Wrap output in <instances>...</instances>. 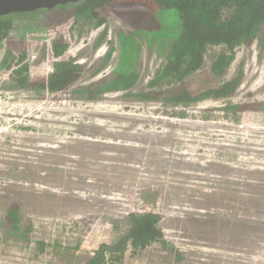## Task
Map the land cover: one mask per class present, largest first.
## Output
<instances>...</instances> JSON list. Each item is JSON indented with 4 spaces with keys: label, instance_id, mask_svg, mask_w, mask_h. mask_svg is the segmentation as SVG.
Returning <instances> with one entry per match:
<instances>
[{
    "label": "rangeland",
    "instance_id": "obj_1",
    "mask_svg": "<svg viewBox=\"0 0 264 264\" xmlns=\"http://www.w3.org/2000/svg\"><path fill=\"white\" fill-rule=\"evenodd\" d=\"M125 28L113 17L77 40L71 24L50 23L14 44L16 58L0 72V258L86 264L101 244L129 232L130 215L152 213L161 218L168 246L129 241L116 264H178L176 253L184 264H264V51L256 42L235 50L225 79L242 68L244 80L233 96L188 107L122 92L89 102L11 88L18 69L24 79L46 80L76 58L98 64ZM57 31L65 33L66 47L51 56L47 47ZM225 51L207 52L206 75ZM117 53L96 79L114 69ZM162 63L143 49L137 89H150ZM227 105L237 112L224 111ZM14 204L24 214L28 242L7 236L1 224Z\"/></svg>",
    "mask_w": 264,
    "mask_h": 264
},
{
    "label": "trees",
    "instance_id": "obj_2",
    "mask_svg": "<svg viewBox=\"0 0 264 264\" xmlns=\"http://www.w3.org/2000/svg\"><path fill=\"white\" fill-rule=\"evenodd\" d=\"M113 17H118L126 28L118 30V46L111 47L100 59L101 62L88 67L76 58L62 69L52 70L46 80L24 79V72L18 69L15 73L19 81H12L11 88H39L50 95L68 93L73 99L89 102L99 101L110 93L122 92L125 97L136 101L160 100L172 107H188L210 99H228L241 87L244 69L239 68L231 78L225 79L237 48L249 47L256 42L260 51H264V0L81 1L52 10L11 13L0 17V55L3 51L0 72L7 70L15 60L14 44L23 43L20 40L25 39L29 32L45 30L50 23L54 27L71 24L69 34L74 38L76 33L79 40L105 27ZM106 36L105 29L93 48L97 49ZM65 44V33L57 31L50 39L48 52L57 56L66 47ZM216 47L226 51L215 57L206 75L203 70L206 54ZM144 48L149 56L156 53V57L163 61L155 79L147 85V89L152 88L150 91L137 89ZM116 50L114 69L96 79L107 69ZM45 57L46 51L43 53ZM165 83L167 89L153 90ZM260 105V109H264V103ZM237 108V105H227L223 110L237 112ZM243 206V209L261 207L259 204ZM160 220L152 213L130 215L129 232L114 244H101L86 264L121 262L129 241L133 247H147L148 241L150 244L159 241L167 247L168 241L159 227ZM4 221L7 223L1 224L7 229V236L29 241L23 227L24 214L18 204L8 208ZM40 247L43 252L45 244L40 243ZM219 258L224 261L222 256ZM174 259L178 264H184L186 257L176 253Z\"/></svg>",
    "mask_w": 264,
    "mask_h": 264
},
{
    "label": "water",
    "instance_id": "obj_3",
    "mask_svg": "<svg viewBox=\"0 0 264 264\" xmlns=\"http://www.w3.org/2000/svg\"><path fill=\"white\" fill-rule=\"evenodd\" d=\"M94 0H0V17L11 13H30L37 10H52L59 6Z\"/></svg>",
    "mask_w": 264,
    "mask_h": 264
},
{
    "label": "built area",
    "instance_id": "obj_4",
    "mask_svg": "<svg viewBox=\"0 0 264 264\" xmlns=\"http://www.w3.org/2000/svg\"><path fill=\"white\" fill-rule=\"evenodd\" d=\"M257 258L254 259L256 261ZM0 264H43L39 262L15 261L7 258H0Z\"/></svg>",
    "mask_w": 264,
    "mask_h": 264
}]
</instances>
